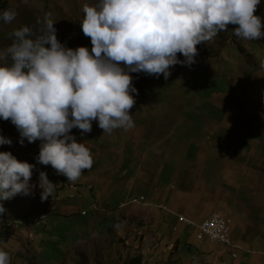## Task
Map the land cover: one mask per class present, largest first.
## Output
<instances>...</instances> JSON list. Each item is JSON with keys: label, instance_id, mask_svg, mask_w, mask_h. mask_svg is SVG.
Instances as JSON below:
<instances>
[{"label": "rangeland", "instance_id": "rangeland-1", "mask_svg": "<svg viewBox=\"0 0 264 264\" xmlns=\"http://www.w3.org/2000/svg\"><path fill=\"white\" fill-rule=\"evenodd\" d=\"M5 1L18 14L0 24V50L21 26L39 32L45 16L55 22L60 42L91 49L80 23L83 5L95 0ZM255 14L264 22V0ZM235 27L229 24L212 41L198 44L195 63L171 66L167 79L132 75L133 127L103 133L94 120L91 132L73 128L93 160L76 181L37 163L40 141L25 138L20 144L16 127L5 120L0 135L12 144L1 147L36 165L30 182L37 185L31 195L3 201L5 215L38 217L52 205L45 222L28 230L0 223V231L24 235L16 237L22 243L2 235L0 249L20 254L10 252V262L264 264V38L237 37ZM40 171L56 184L43 201ZM212 212L229 220L236 257L222 243L198 239L196 227L180 219L199 224Z\"/></svg>", "mask_w": 264, "mask_h": 264}, {"label": "clouds", "instance_id": "clouds-1", "mask_svg": "<svg viewBox=\"0 0 264 264\" xmlns=\"http://www.w3.org/2000/svg\"><path fill=\"white\" fill-rule=\"evenodd\" d=\"M260 0H95L83 5L82 32L86 46L67 47L56 35L54 21L45 16L34 32L27 25L13 31L10 46L0 50V119L19 132V143L39 140L36 162L51 165L67 181H76L93 160L83 142L71 133L91 132L96 121L103 133L134 126L130 109L136 87L130 73L167 79L171 66H190L197 45L207 44L229 24L235 36L264 38V22L255 14ZM14 8L0 11L11 22ZM40 23V21H37ZM177 53L184 57L178 58ZM11 138L0 135V145ZM35 164L0 151V214L3 201L31 195ZM40 199L51 197L56 184L45 171L38 176ZM0 264H10L0 250Z\"/></svg>", "mask_w": 264, "mask_h": 264}, {"label": "built area", "instance_id": "built-area-1", "mask_svg": "<svg viewBox=\"0 0 264 264\" xmlns=\"http://www.w3.org/2000/svg\"><path fill=\"white\" fill-rule=\"evenodd\" d=\"M143 197L140 199L134 198L132 200H136V202H139V200H142ZM52 203V202H51ZM50 203V204H51ZM52 208V205H48L47 207L44 208L45 212L41 213L38 217L34 216H29L26 219H20L16 218L9 219L5 214H0V223L2 222H12L17 224V227L20 226L23 229L25 228H32L34 226H37L41 223H44L46 220V216L48 211ZM85 212L82 211V214ZM180 219L190 225V226H195L196 227V236L198 239H208L210 242H219L222 243L229 248H234L232 246L231 238H230V227H229V220L223 216L222 214L218 212H212L208 217L203 219L199 224L191 221L190 219L180 216ZM232 257H236V253L232 249L231 253Z\"/></svg>", "mask_w": 264, "mask_h": 264}, {"label": "crops", "instance_id": "crops-1", "mask_svg": "<svg viewBox=\"0 0 264 264\" xmlns=\"http://www.w3.org/2000/svg\"><path fill=\"white\" fill-rule=\"evenodd\" d=\"M13 151V150H12ZM14 152V151H13ZM33 199H31V203L30 204H32L33 205V201H32ZM36 201H35V203L40 207V205H39V202H37L38 200L37 199H35ZM5 214V213H4ZM227 218V217H226ZM26 232H28V231H26ZM4 233H6V234H9L10 236H11V238L12 239H17V240H19L18 238H16V237H18V236H20L22 233H18L17 231H14V230H12V229H6L4 232H2V231H0V241L2 242V235L4 234ZM23 235V234H22ZM28 235L29 236H31L30 238H33V233L32 232H28ZM27 235V236H28ZM24 236V235H23ZM25 238H26V236H25ZM27 240H29V239H27ZM20 241V243H22V241L21 240H19ZM26 242V241H25ZM0 250H4V251H6V252H8V254H9V256L11 257V255H10V252H13V254H17V255H19L20 256V254H19V251H17V250H12L11 248H10V250H6L5 248H2V249H0ZM22 262L20 261V262H18V263H16V262H10V264H21ZM22 264H25V263H22Z\"/></svg>", "mask_w": 264, "mask_h": 264}, {"label": "trees", "instance_id": "trees-1", "mask_svg": "<svg viewBox=\"0 0 264 264\" xmlns=\"http://www.w3.org/2000/svg\"><path fill=\"white\" fill-rule=\"evenodd\" d=\"M8 8H10L9 5H8V2L5 1V0H0V11L8 9ZM2 23H4V21L0 20V24H2ZM58 32L61 33L59 30H58ZM130 74L135 76V75H140V74H144V73L143 72H139V73H130ZM3 125H5V120L1 119L0 120V129L3 128ZM0 150L1 151H10L13 154V151H11L9 148H7V150L5 148V150H4V148L1 147V145H0Z\"/></svg>", "mask_w": 264, "mask_h": 264}, {"label": "bare ground", "instance_id": "bare-ground-1", "mask_svg": "<svg viewBox=\"0 0 264 264\" xmlns=\"http://www.w3.org/2000/svg\"><path fill=\"white\" fill-rule=\"evenodd\" d=\"M134 202H136V200H133Z\"/></svg>", "mask_w": 264, "mask_h": 264}]
</instances>
